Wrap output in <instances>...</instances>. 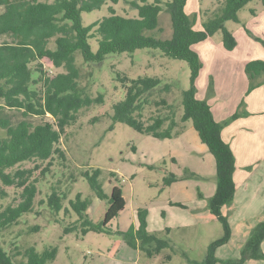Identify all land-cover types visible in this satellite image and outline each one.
I'll use <instances>...</instances> for the list:
<instances>
[{
    "label": "trees",
    "instance_id": "trees-1",
    "mask_svg": "<svg viewBox=\"0 0 264 264\" xmlns=\"http://www.w3.org/2000/svg\"><path fill=\"white\" fill-rule=\"evenodd\" d=\"M118 1L0 0V36L7 37L0 44V199L8 197L4 188L18 190L16 197L0 209V231H7L24 214L34 212V201L41 193L38 185L47 174L52 178L54 165L65 167L67 159L61 145L62 137H68L67 130L78 122L83 112L104 102L102 94L94 97L86 86H81L76 56L79 54L83 64L90 67L100 65L109 55L158 50L163 56L182 60L188 65L189 88L181 92L179 102L182 115L176 119L178 105L169 103L167 99L171 85H162L158 77L132 79L115 72L124 96L112 105L111 114H105L111 122L107 131L113 130L116 123H122L142 135L159 140L174 139L184 132V123L191 121L200 142L207 147L215 163L216 189L207 199V209L221 223L223 234L207 250L204 261V264H215L218 261L215 249L226 244L231 235L230 224L223 216L222 208L232 203L236 190L234 156L230 146L223 141L221 132L224 126L246 116V111L241 101L228 120L216 121L208 102L196 96V79L203 66L192 46L221 31L223 47L233 50L237 42L225 24L228 21L238 23V12L251 0H223L215 10L206 13L200 29L194 28V21L186 14L188 0H125L136 10V17L118 15L110 6L108 16L83 26L82 13L99 10L107 2L115 5ZM261 5L264 11V0H261ZM163 11L169 15L172 29L166 39L150 34L161 32L159 15ZM91 38L97 41L95 52L89 44ZM262 44L264 46V41ZM43 60H48L61 72L50 75L43 66ZM244 72L249 80L248 92L264 86V61L247 62ZM92 76V71H89L87 79ZM5 110L19 116L14 115L16 118L12 119L13 115L7 116ZM26 164L30 165L27 167ZM148 167L156 169L154 165ZM80 172L94 195L106 201L107 209L103 219L96 223L87 212L92 202L89 197L77 193L68 201L69 207L64 205L70 193V183L76 182V176L71 175L64 181L57 179L51 184L45 200L41 199L38 205H45L50 213L64 211L66 215H75V220L64 228V233L79 229L83 235L89 232L117 234L147 258L168 247L167 241L147 232L142 212H138V227L130 226L124 231L111 228L112 220L126 205L121 189L113 186L107 195L99 168ZM110 174L117 177L113 172ZM177 180L175 175L169 174L163 179V184L167 186ZM63 183L65 186L61 189ZM27 230L36 232L40 227L33 226ZM263 241L264 222H260L252 228L239 258L222 262L243 264L251 259L263 260L264 253L260 249ZM56 253L55 246L38 252L34 247L20 250L13 243L5 247L0 241V264H52ZM166 260H170V256Z\"/></svg>",
    "mask_w": 264,
    "mask_h": 264
},
{
    "label": "rangeland",
    "instance_id": "rangeland-1",
    "mask_svg": "<svg viewBox=\"0 0 264 264\" xmlns=\"http://www.w3.org/2000/svg\"><path fill=\"white\" fill-rule=\"evenodd\" d=\"M222 1L188 0L185 11L194 21V28L200 29L206 13L215 10ZM110 6L118 15H137L136 10L125 0H119L115 5L107 2L99 10L82 13L83 26H89L108 16ZM237 16L238 23L228 21L225 24V28L237 42L233 50L228 51L223 47L221 31L192 46L200 57L202 66L204 65L198 82L202 84L203 90H209L213 88V81L219 94L217 97L212 96L210 103L221 112L229 101L226 106L235 105L236 97L240 99L239 102H244L247 96L253 101L264 96V90L259 92V97L257 90L248 92L249 80L244 72L247 62L264 61V11L261 0H251ZM159 27L161 32L150 34L161 39L169 38L172 29L170 17L165 11L159 15ZM6 40L7 37L0 36V44ZM89 44L95 52L98 46L96 39H89ZM76 65L81 86H86L94 97L102 94L104 102L94 104L89 111L83 112L78 122L67 130L68 137L63 136L61 139L67 159L65 167L53 166L52 178L47 174L46 179L38 185L41 193L34 201V212L24 214L18 223L7 231H0L1 243L5 247L13 243L20 250L34 247L38 252L55 246L57 253L52 264H204L207 250L222 236L223 230L221 223L213 215L196 211L205 201L207 206V199L203 200L204 202L200 200L213 192L216 186V172L214 159L201 144L191 121L184 123L185 130L179 137L159 140L139 134L122 123H116L113 130L107 131L111 122L105 115L111 114L112 105L124 96L120 83L115 79V72H121L132 79L140 76L158 77L162 85H171L167 99L169 103L178 105L176 119H179L182 115V108L179 106L180 94L189 88L190 71L187 63L165 57L158 50L144 49L131 54L109 55L100 65L90 67L83 64L78 54ZM43 66L50 71V75L61 72L52 67L48 60H43ZM89 71H92L93 76L88 80ZM244 79L248 81L242 82ZM242 89H246L245 93H242ZM4 113L7 116L13 115L12 119L16 118L14 115H18L9 110ZM94 118L98 119L90 122ZM224 119L229 118L222 117L221 120ZM198 145H202L206 149L205 152L200 151ZM148 165H154L156 169H150ZM91 168L102 170L103 189L107 195H110L113 186H118L125 199L126 205L112 220L111 228L124 231L130 226L138 227V212H142L147 232L167 241L168 247L158 255L147 258L139 249L128 246L117 234L89 232L83 235L79 229L64 233V228L75 220V215H66L64 211L50 213L45 205H38V202L45 200L50 193L51 184L57 179L64 181L74 175L76 182L70 183V193L64 205L69 207L68 201L74 199L77 193H81L92 201L88 215L94 222H100L106 212L107 203L94 195L88 182L80 174V171ZM112 172L117 177L112 176ZM169 174L175 175L178 180L164 186L163 179ZM64 186L65 183L61 189ZM4 189L8 197L0 199V209L11 198L16 197L15 192L18 193L13 187ZM190 197L197 200L196 203L188 202ZM223 216L228 218L230 213L225 212ZM240 219L242 218L237 221ZM260 220L264 222V216ZM241 224L242 228L246 229V222ZM33 226L40 227V230L27 232V229ZM227 247H217L215 256L225 257V253L236 255V250H241L240 237L235 236ZM5 250L8 251L7 248ZM167 256H170V260H166ZM222 261L224 260L215 264H223ZM262 261L260 264L264 263V259Z\"/></svg>",
    "mask_w": 264,
    "mask_h": 264
},
{
    "label": "crops",
    "instance_id": "crops-1",
    "mask_svg": "<svg viewBox=\"0 0 264 264\" xmlns=\"http://www.w3.org/2000/svg\"><path fill=\"white\" fill-rule=\"evenodd\" d=\"M199 79L200 73L196 79V96H198L199 99H203L208 102V104L211 106L214 118H218L216 121L220 123L224 122L226 119L221 120L222 117L229 118L232 114H234L241 103L239 102L240 99L236 97V104L232 107L226 106L230 102L229 101L222 109V114L218 108L213 107V105L210 103L211 97L214 95L217 97L219 94L218 90L215 89L213 81V88L211 87L209 90H203L202 84L198 82ZM245 81L248 80H242V82ZM256 90L257 97H259L258 94L259 92H262L261 90H264V86H261L252 92ZM245 91L246 89H242V93H245ZM244 104L246 116H242V118H239L227 126H224L221 132L223 141L230 146L236 165V170L234 173V181L236 183L234 198L229 206H224L222 208L223 214L225 212L228 214L230 213V216H228V222L230 224V228L232 227L231 235L229 241L223 246L219 247L221 249L228 248L227 245H229L235 236L240 237L239 249H241L248 240L252 228H254L258 222L262 221L260 219L264 216V96L259 97L255 101L250 98L248 99L247 96L244 99ZM198 149L203 152L206 150L202 145H198ZM215 189L216 186L214 187L213 192L210 193V196L206 195L207 198H202L200 201L204 202L205 199L210 198L214 194ZM199 196H201V193ZM195 201L197 200H194V198L191 197L188 199V202L191 203H196ZM196 211L207 214L209 213L212 215L210 211L207 210L206 201L203 203V205L197 207ZM238 218L242 219L237 221ZM242 220L243 222H241ZM244 222H246V229L244 227L242 228L241 223ZM260 249L262 253H264V241L261 243ZM216 253L217 250L215 251V254ZM236 253L237 254L234 256L225 253V257H215L219 262L220 260L225 261L229 259H237L238 256H240V251L236 250ZM260 262L263 261L247 260L243 264H260Z\"/></svg>",
    "mask_w": 264,
    "mask_h": 264
}]
</instances>
